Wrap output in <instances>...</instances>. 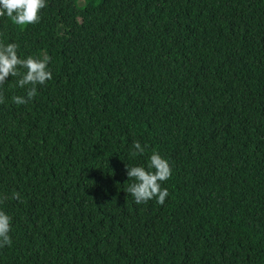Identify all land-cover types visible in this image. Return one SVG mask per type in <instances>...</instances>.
<instances>
[{
	"label": "trees",
	"instance_id": "16d2710c",
	"mask_svg": "<svg viewBox=\"0 0 264 264\" xmlns=\"http://www.w3.org/2000/svg\"><path fill=\"white\" fill-rule=\"evenodd\" d=\"M0 43L52 73L0 86V264H264V0H47ZM153 151L168 196L137 204Z\"/></svg>",
	"mask_w": 264,
	"mask_h": 264
},
{
	"label": "clouds",
	"instance_id": "9594fccd",
	"mask_svg": "<svg viewBox=\"0 0 264 264\" xmlns=\"http://www.w3.org/2000/svg\"><path fill=\"white\" fill-rule=\"evenodd\" d=\"M47 0H0V17L11 18L17 26H27L40 21V11L46 7ZM16 43H0V86L7 82L6 78L19 77L16 86L26 88L25 96H13L12 101L17 105L29 103L37 95V86L45 85L52 79V73L48 68L50 57L47 54L43 58H20L17 53ZM20 69H24L23 72ZM5 102L3 94H0V104ZM146 145L141 146L139 141L133 144L132 156L142 155ZM126 168L128 179L133 180L127 192L132 195L137 204L147 203L155 199L157 204H164L168 196V190L162 188V182L167 181L171 176V166L158 152L153 151L150 156L148 168L132 166ZM19 193H13V199H19ZM7 199L0 196V203ZM11 231V218L0 210V248L11 246L12 240L9 235Z\"/></svg>",
	"mask_w": 264,
	"mask_h": 264
},
{
	"label": "rangeland",
	"instance_id": "374dc122",
	"mask_svg": "<svg viewBox=\"0 0 264 264\" xmlns=\"http://www.w3.org/2000/svg\"><path fill=\"white\" fill-rule=\"evenodd\" d=\"M44 16H49V13H45Z\"/></svg>",
	"mask_w": 264,
	"mask_h": 264
}]
</instances>
